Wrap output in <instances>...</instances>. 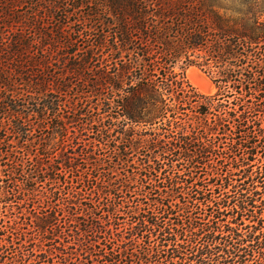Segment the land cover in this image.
Instances as JSON below:
<instances>
[{
    "label": "trees",
    "instance_id": "obj_1",
    "mask_svg": "<svg viewBox=\"0 0 264 264\" xmlns=\"http://www.w3.org/2000/svg\"><path fill=\"white\" fill-rule=\"evenodd\" d=\"M69 1L78 0L48 6L55 15V21L48 17L50 25L40 21L43 7L39 16L21 23L25 27L7 33L0 29V89L5 91L0 98V205L43 172V164L32 166L19 149L50 160V151L31 150L33 117L42 130L55 124L51 131L60 136L62 148L70 141V124L77 126L74 135L82 139L89 131L104 146L115 128L126 133L128 126L148 127L152 133L146 147L155 157L136 169L131 181L139 185L127 195V207L122 198L108 207L96 204L70 213L88 262L80 264H264V11L251 6V0H240L235 18L221 14L222 0H103L116 19L108 42L93 35L97 23L75 12L79 6L69 10ZM43 2L0 0V27L8 29L24 5L35 11ZM72 17L78 19L75 24ZM64 26L72 31L66 38ZM63 44L70 64L68 56L55 59L54 49ZM100 45L112 58L105 65L111 74L101 77L109 85L102 108L107 117H96L94 107L89 112L83 104L71 107L66 98L50 100L53 91L67 97L64 73L41 71L38 82H27L40 87L35 99L14 90V74L26 82L33 69H50L54 62L75 73L86 71L96 64ZM195 55L203 62L189 60ZM181 57L189 65L212 64L219 70L214 98L178 79L171 68ZM235 95L232 103H222ZM199 99L209 102L194 109ZM66 108L73 117L62 116ZM188 110L200 116L191 117ZM117 209H124L128 219Z\"/></svg>",
    "mask_w": 264,
    "mask_h": 264
},
{
    "label": "rangeland",
    "instance_id": "obj_2",
    "mask_svg": "<svg viewBox=\"0 0 264 264\" xmlns=\"http://www.w3.org/2000/svg\"><path fill=\"white\" fill-rule=\"evenodd\" d=\"M88 2L78 0L76 3H71L69 1L68 8L72 12L74 9L71 7L79 6L80 8L78 7L79 9L75 12L81 13L80 15H84L97 23L98 28L93 35L107 37V41L111 42V34L114 32L112 25L116 24V19L111 10L106 8V3L103 0H88ZM61 3H63V0H45L35 11L24 5L19 9V13L12 16L15 19L11 18V21L6 25V27H9L8 29L4 26L0 27L1 32H15L17 29L25 27L21 23H24V20L31 21L34 15L39 16L43 11V7L45 11H43V18L40 21L48 23L49 16L55 21V15L49 11L48 6L52 8ZM218 5L222 7L221 14L233 18L238 17L233 9L243 6L240 0H222L221 4ZM251 6L264 11V0H251ZM60 17H62L61 14ZM76 19L77 17H72L70 22L75 24ZM260 21L264 22V17ZM43 27L46 30L48 28L45 25H42ZM64 27L66 38L70 36L72 31L69 27ZM74 27L78 29L79 26L74 25ZM49 28L51 31L54 29L52 26ZM65 31H70L69 35ZM60 34L63 36L62 31ZM52 36L54 38V35ZM109 44L111 45V43ZM54 51L56 52L55 59L59 61L68 56V60L66 57L65 61L70 64V55L67 53L68 50L65 49L64 44L60 46V50L57 48ZM197 55L189 60L202 63V60H197ZM94 59L96 64L90 66L86 71L83 70L82 73H75L76 70L71 69V67H60L54 62L55 64L50 69H33L34 73L31 74L34 75L26 76V82L21 76L14 74V83H16L14 90L24 95L30 93L31 97L35 99L40 87L35 85L36 82H32L30 86H27V82L34 79H38V82L40 78H37L36 75H39L41 71H45L47 76L64 73L67 79L66 85L69 89L67 97L64 93L58 94L53 91L48 92L50 100L62 98L65 101L64 98H66L69 104L73 103V105H70L71 107L74 104L75 106L83 104L82 106L85 108L83 111L86 112L94 107L95 116L102 119L107 117L102 108L108 103L105 98H109V85H106V81L102 80L101 77L105 74H111L109 72H112V69L106 68L105 65L110 64L112 58L106 48L100 45L96 48ZM174 62L175 64L171 69L174 74L180 76L179 80L184 78L185 82L205 98L211 99L217 95L218 89L214 84V80L219 78V70L215 69L212 64L201 67L189 65L186 57L176 59ZM191 71L194 72L196 77H202L210 84L211 88L208 94H202L192 83L189 77ZM200 79L198 78V80ZM50 88L52 89V87ZM2 92L5 91L0 89V98L3 96ZM30 95H26L29 97L28 99H30ZM237 97L235 95L230 99L225 98L222 103L227 105V102L232 103ZM208 102V100L199 99L192 107L195 109L199 105L206 106ZM36 103L35 101L31 102L29 109H35L34 104ZM76 111H80V109L77 108ZM60 112L63 117H73L70 108H66L64 111L62 109ZM187 113L191 117L200 116V113L192 114L189 110ZM211 118L212 116L207 118L209 122H211ZM7 121L4 120L3 123L8 125ZM37 121L38 119L33 117L31 122L34 126L30 134V139L33 140L31 150L35 151L36 154H38L39 149L50 151L48 153L51 154L49 156L50 160H43V157L39 160L31 154L25 153V150H18L23 153V156L25 155V159H31L30 164L32 166H35L38 162L43 164L41 169L43 172L34 174V179L29 178L26 183L21 184L18 194L6 206L0 205V264H80L83 261L88 263L83 259L81 248L76 239V221L71 214H74L79 207L86 206L87 209L96 204L101 208L108 207L119 199L127 198L132 188L134 186L138 187L139 183L131 181L137 177L135 176L136 169H142L148 159L151 160L155 157L146 147L147 142L151 140L152 130L148 127L128 126L125 129L126 133H124L121 128H115L112 134L109 135L108 145L104 146L99 143L98 137L89 131H87V137L82 139L77 134L74 135L73 132L76 131L77 126L70 124V141H68L65 148H62L60 146V136L51 131L55 124L51 123L47 125L46 129L42 130L38 127ZM107 125L109 126V123ZM46 153L42 151L43 155H46ZM81 153L84 156H80ZM49 163L54 168H64L63 173L52 172L51 168L49 170ZM128 201L129 197L124 201L125 204H122L123 207H127L126 202ZM116 212L128 219V216L123 214L124 209L120 211L117 209ZM81 217L80 215L79 219ZM68 220L71 222H68L65 226L64 221L67 222ZM124 222L126 220L121 223Z\"/></svg>",
    "mask_w": 264,
    "mask_h": 264
},
{
    "label": "bare ground",
    "instance_id": "obj_3",
    "mask_svg": "<svg viewBox=\"0 0 264 264\" xmlns=\"http://www.w3.org/2000/svg\"><path fill=\"white\" fill-rule=\"evenodd\" d=\"M194 72L191 71L190 74H189V77L191 74H193ZM196 77V75H194ZM191 78V77H190ZM198 78H201L200 80H198ZM197 79V82H192L194 83V85L199 89V91L202 93V94H208L211 86L209 83H207L202 77H196Z\"/></svg>",
    "mask_w": 264,
    "mask_h": 264
},
{
    "label": "water",
    "instance_id": "obj_4",
    "mask_svg": "<svg viewBox=\"0 0 264 264\" xmlns=\"http://www.w3.org/2000/svg\"><path fill=\"white\" fill-rule=\"evenodd\" d=\"M194 75H195L194 73L190 75V77H191L190 80H191L192 82H193V81H194V82H197V79H196V77H195Z\"/></svg>",
    "mask_w": 264,
    "mask_h": 264
}]
</instances>
